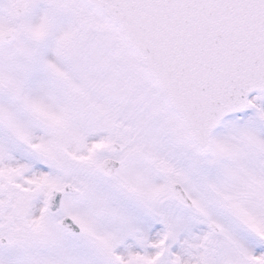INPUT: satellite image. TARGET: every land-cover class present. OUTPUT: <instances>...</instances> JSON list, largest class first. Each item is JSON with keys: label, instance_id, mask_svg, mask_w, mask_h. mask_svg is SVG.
Returning a JSON list of instances; mask_svg holds the SVG:
<instances>
[{"label": "snow or ice", "instance_id": "1", "mask_svg": "<svg viewBox=\"0 0 264 264\" xmlns=\"http://www.w3.org/2000/svg\"><path fill=\"white\" fill-rule=\"evenodd\" d=\"M0 264H264V0H0Z\"/></svg>", "mask_w": 264, "mask_h": 264}]
</instances>
